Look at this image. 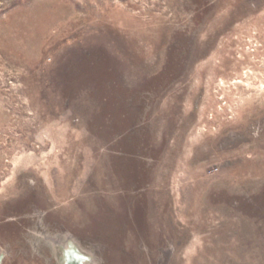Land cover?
Wrapping results in <instances>:
<instances>
[{
  "label": "rangeland",
  "instance_id": "1",
  "mask_svg": "<svg viewBox=\"0 0 264 264\" xmlns=\"http://www.w3.org/2000/svg\"><path fill=\"white\" fill-rule=\"evenodd\" d=\"M0 264H264V0H0Z\"/></svg>",
  "mask_w": 264,
  "mask_h": 264
}]
</instances>
